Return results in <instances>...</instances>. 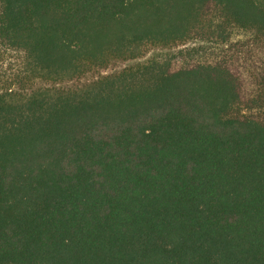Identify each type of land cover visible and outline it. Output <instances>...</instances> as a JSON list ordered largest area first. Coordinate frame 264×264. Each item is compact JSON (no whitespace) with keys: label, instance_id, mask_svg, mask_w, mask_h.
Listing matches in <instances>:
<instances>
[{"label":"trees","instance_id":"1","mask_svg":"<svg viewBox=\"0 0 264 264\" xmlns=\"http://www.w3.org/2000/svg\"><path fill=\"white\" fill-rule=\"evenodd\" d=\"M0 264H264V0H0Z\"/></svg>","mask_w":264,"mask_h":264},{"label":"rangeland","instance_id":"2","mask_svg":"<svg viewBox=\"0 0 264 264\" xmlns=\"http://www.w3.org/2000/svg\"><path fill=\"white\" fill-rule=\"evenodd\" d=\"M199 44L196 42H188L184 45H174L171 47H154L149 49L142 57L135 59V60H129V61H116L113 62L108 68L94 71L84 78L80 80L75 81H69L64 82L62 84L54 85L55 88H59L61 90H78L86 87L87 85L97 81L99 78H102L104 76L114 75L118 74L121 71H123L126 68L129 67H136L141 64H146L153 58L159 56V55H170L177 53L181 50L196 47ZM6 72L8 74L12 73V69L10 70V66L6 68Z\"/></svg>","mask_w":264,"mask_h":264}]
</instances>
